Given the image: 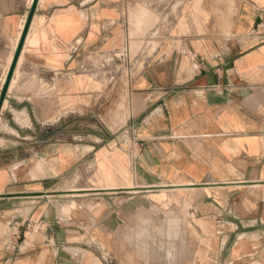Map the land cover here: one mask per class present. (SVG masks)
<instances>
[{"label": "crops", "instance_id": "crops-1", "mask_svg": "<svg viewBox=\"0 0 264 264\" xmlns=\"http://www.w3.org/2000/svg\"><path fill=\"white\" fill-rule=\"evenodd\" d=\"M32 1L0 0V96ZM170 208L183 264H264V0H38L0 108V264H104Z\"/></svg>", "mask_w": 264, "mask_h": 264}, {"label": "rangeland", "instance_id": "rangeland-1", "mask_svg": "<svg viewBox=\"0 0 264 264\" xmlns=\"http://www.w3.org/2000/svg\"><path fill=\"white\" fill-rule=\"evenodd\" d=\"M79 122L76 120L74 124ZM89 124L95 123L90 120ZM71 194L60 195H68L71 201ZM188 217V211L182 208L154 209L136 217L131 227L121 233L118 246L110 253L107 250L104 264H183L191 260L189 245L194 234Z\"/></svg>", "mask_w": 264, "mask_h": 264}, {"label": "water", "instance_id": "water-1", "mask_svg": "<svg viewBox=\"0 0 264 264\" xmlns=\"http://www.w3.org/2000/svg\"><path fill=\"white\" fill-rule=\"evenodd\" d=\"M37 3H38V0H33L32 1L29 13L27 15V18H26V21H25V24H24V29H23L22 34L20 36V39L18 41V44H17V47H16V51L14 53V56H13V59H12V62H11V65H10L6 80H5L4 88H3L2 94L0 96V108H1V105H2V101H3V98H4L5 92L7 90L8 84L10 82L12 73H13L14 68L16 66L18 57L20 55V52H21V49H22V46H23V43H24V40H25V37H26V33H27L28 28H29V26L31 24L32 17H33V14H34V11H35Z\"/></svg>", "mask_w": 264, "mask_h": 264}, {"label": "bare ground", "instance_id": "bare-ground-1", "mask_svg": "<svg viewBox=\"0 0 264 264\" xmlns=\"http://www.w3.org/2000/svg\"><path fill=\"white\" fill-rule=\"evenodd\" d=\"M31 2V1H30ZM41 2V1H40Z\"/></svg>", "mask_w": 264, "mask_h": 264}]
</instances>
